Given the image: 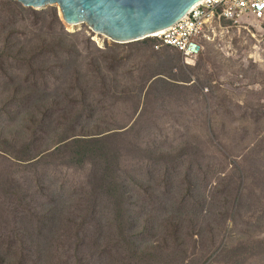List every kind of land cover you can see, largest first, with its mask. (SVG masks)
<instances>
[{
  "label": "rangeland",
  "instance_id": "374dc122",
  "mask_svg": "<svg viewBox=\"0 0 264 264\" xmlns=\"http://www.w3.org/2000/svg\"><path fill=\"white\" fill-rule=\"evenodd\" d=\"M78 25L0 0V264H264V19Z\"/></svg>",
  "mask_w": 264,
  "mask_h": 264
},
{
  "label": "water",
  "instance_id": "95a60500",
  "mask_svg": "<svg viewBox=\"0 0 264 264\" xmlns=\"http://www.w3.org/2000/svg\"><path fill=\"white\" fill-rule=\"evenodd\" d=\"M20 1L38 8L58 3L65 22L79 25L86 22L95 32L122 43L154 35L183 17L200 0Z\"/></svg>",
  "mask_w": 264,
  "mask_h": 264
},
{
  "label": "built area",
  "instance_id": "2783aa9c",
  "mask_svg": "<svg viewBox=\"0 0 264 264\" xmlns=\"http://www.w3.org/2000/svg\"><path fill=\"white\" fill-rule=\"evenodd\" d=\"M236 11L257 21L264 19V0H200L183 17L150 38L162 39L169 47L183 52L185 61H194L198 50H202L197 41H209L213 34L210 27L217 20L233 18Z\"/></svg>",
  "mask_w": 264,
  "mask_h": 264
},
{
  "label": "bare ground",
  "instance_id": "6f19581e",
  "mask_svg": "<svg viewBox=\"0 0 264 264\" xmlns=\"http://www.w3.org/2000/svg\"><path fill=\"white\" fill-rule=\"evenodd\" d=\"M71 25H77V24H71ZM164 29H165V28H164ZM162 30H163V29H162ZM186 61L189 62V63L192 62V61H191V58H188Z\"/></svg>",
  "mask_w": 264,
  "mask_h": 264
},
{
  "label": "trees",
  "instance_id": "16d2710c",
  "mask_svg": "<svg viewBox=\"0 0 264 264\" xmlns=\"http://www.w3.org/2000/svg\"><path fill=\"white\" fill-rule=\"evenodd\" d=\"M55 15H56V16H57V18L59 19V15H58V13H57V12L55 13ZM148 38H150V37H148ZM205 42H206V41H205ZM205 42H204V43H205Z\"/></svg>",
  "mask_w": 264,
  "mask_h": 264
}]
</instances>
